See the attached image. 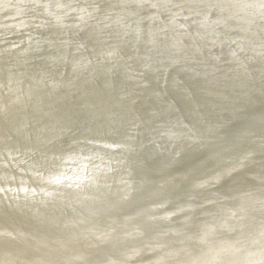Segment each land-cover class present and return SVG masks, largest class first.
I'll use <instances>...</instances> for the list:
<instances>
[{
  "label": "bare ground",
  "instance_id": "1",
  "mask_svg": "<svg viewBox=\"0 0 264 264\" xmlns=\"http://www.w3.org/2000/svg\"><path fill=\"white\" fill-rule=\"evenodd\" d=\"M262 3L0 0V264H264Z\"/></svg>",
  "mask_w": 264,
  "mask_h": 264
},
{
  "label": "water",
  "instance_id": "2",
  "mask_svg": "<svg viewBox=\"0 0 264 264\" xmlns=\"http://www.w3.org/2000/svg\"><path fill=\"white\" fill-rule=\"evenodd\" d=\"M200 70H202V69H200ZM202 71H204L205 72V70H202ZM208 72H211V70H209ZM216 73V72H215Z\"/></svg>",
  "mask_w": 264,
  "mask_h": 264
},
{
  "label": "snow or ice",
  "instance_id": "3",
  "mask_svg": "<svg viewBox=\"0 0 264 264\" xmlns=\"http://www.w3.org/2000/svg\"><path fill=\"white\" fill-rule=\"evenodd\" d=\"M261 7H264V3L261 4Z\"/></svg>",
  "mask_w": 264,
  "mask_h": 264
}]
</instances>
